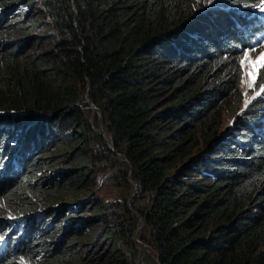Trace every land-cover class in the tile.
Masks as SVG:
<instances>
[{"label":"trees","instance_id":"16d2710c","mask_svg":"<svg viewBox=\"0 0 264 264\" xmlns=\"http://www.w3.org/2000/svg\"><path fill=\"white\" fill-rule=\"evenodd\" d=\"M208 2L43 0L49 35L26 50L17 45L31 34L0 38V220L30 212L36 200L47 206L27 219L30 230L1 242L0 264H264V99L237 118V138L209 127L218 123L220 98L240 101L236 53L264 31L256 8L264 0L212 9ZM22 26L0 22V32ZM78 125L82 131H72ZM51 141L82 147L56 182L45 181L40 157H31ZM233 141L238 147L228 146ZM91 163H113L136 186L143 202L133 208L145 229L137 238L154 262L134 247V219L110 202L95 209L113 226L104 257L67 237L69 220L39 234L50 222V196L86 184ZM130 249L139 254L134 263L122 255Z\"/></svg>","mask_w":264,"mask_h":264},{"label":"rangeland","instance_id":"374dc122","mask_svg":"<svg viewBox=\"0 0 264 264\" xmlns=\"http://www.w3.org/2000/svg\"><path fill=\"white\" fill-rule=\"evenodd\" d=\"M224 3L225 0H209L207 7L210 9H212V7L220 8V6ZM8 5L11 6L6 8ZM256 8H258L259 14L264 15V2L258 4ZM3 10H7V12L6 15H3L0 18L1 24H20L24 26H22V30L19 31L23 34H19V32H9L8 36L6 32H0V38L6 39L5 36H7L9 39H14L17 36L23 37L26 34H31L28 42L24 41L17 45V47H21L23 50L28 49L29 45L32 42H39L38 40H40L44 36V34L49 35L51 33V30H47L48 28H46V26L44 25L46 23L45 21L48 20V17L45 14L43 0H0V12ZM217 10L221 13V16L224 17L225 12L222 9ZM4 11L1 14H3ZM28 17L31 18L28 20ZM204 27L206 28L207 26ZM253 49H255V51H253ZM261 52H264V39L259 47H253L252 49L247 48L237 51L236 57L239 58V62L240 60L245 58L244 53H247L248 60H255ZM246 72L247 62L241 69V77L239 85L237 87V92L240 96L239 103H228V100L231 99L229 97H227V99L225 97L220 98L222 109L221 114L218 118L219 121L217 120L218 123H216V118L211 119L210 121L209 127L212 128L214 127L213 124L216 125L215 129L219 131V134L221 136L229 131L234 137L237 138V131L234 128V125H236L239 120L237 118L244 116V111H246L250 107V104L255 99H264V93L256 95L258 92H261V88H264V79H257L254 87L250 89L245 83V81L248 80ZM252 97H255V99H252ZM246 103L247 107L245 106ZM232 104H234L235 106L229 108V106H231ZM99 114L100 113L96 111L97 117ZM87 117L89 118V122L92 125V129H89L91 130V133H93V130L96 129L95 121L93 122L91 114L87 113ZM98 130H100V127L98 128ZM72 131L80 132L82 130L78 125L77 127L72 126ZM194 140L198 141V144L201 145V138H199L198 133L194 136ZM27 141L28 140H26L24 137V143H27ZM48 145L49 147L47 148H36L37 150L32 153L31 157H35L37 155L40 157L38 166L45 168L46 178L51 177L50 180L45 179V181H61L69 172L64 171V169H72L75 167V164H73L72 162V153H80L82 151V147H80V142L76 143V147L73 148H63L60 147L58 143H53L52 141L48 142ZM228 146H230L231 148L238 147V145H236L234 141L228 144ZM34 147L35 144L33 148ZM1 152L3 154V159H5V151L1 150ZM116 159H120V156L118 155V158ZM106 160L109 163L112 161V159L110 158H106ZM113 166V163H111L110 166L102 164L97 168L102 167L103 170L96 171L97 168H93V164L91 163L85 169L87 179L86 184H78L76 189L70 190L68 191V193L61 192L50 196L49 200L51 201V204L48 207L51 208L48 210L51 211H49V215L46 216V218L50 222H48L49 225L40 224L38 232L39 234L43 232V227L45 228V231H48V233L56 232V229L53 228L54 226L52 227L53 229H50L54 221L57 222L56 220L59 219L63 224L64 221L69 220L71 222V225L66 233L68 234L67 237H76V242L80 240V242L77 243L78 248L87 249L90 256L96 258L100 254H102V256L104 257L111 251L108 231L109 228L113 226H105L101 221L102 213L98 212L95 209L97 208V205L100 203V201L110 202V209L114 210L118 214L125 215L129 218V220L131 218L134 219V224L136 225V227L130 235V238L134 241V247L136 249L140 248L144 252V254L146 253L148 255V257L146 256V262L148 261L149 263H151V260L152 262H154L156 258L153 252L148 249L146 244L140 242L137 238L138 232H144L145 229L142 226V221L139 216H137L136 210L133 208V206H136L137 203H142L143 198L141 197L139 191L136 189V186L133 185V183L129 179H126L125 177L122 178L121 174L116 172L117 167ZM1 175L2 171H0V176ZM123 197L125 198L124 201L121 200L123 199ZM60 201H63V203H65L66 205L58 206L57 203H59ZM34 207L35 208L31 209L30 212L9 217H2L3 220H0V246L2 245L1 242L3 240H6V244L8 245V241L17 237V235H19L21 232L30 230L27 219L31 217L32 219H39L41 214L44 213L45 210H47L46 202H42L41 200H36L34 203ZM19 219L20 221L23 220L24 223L20 229L18 228V230L16 229L17 226L15 222ZM51 219H53V221H51ZM32 222H34V220L31 221L30 224H32ZM35 224L38 226L37 221ZM60 234L61 231L58 233V236ZM122 255L126 256L127 260L129 259L132 261V263H134V257L137 258L139 254L134 253V250L130 249L127 251V254Z\"/></svg>","mask_w":264,"mask_h":264},{"label":"snow or ice","instance_id":"6c2138e0","mask_svg":"<svg viewBox=\"0 0 264 264\" xmlns=\"http://www.w3.org/2000/svg\"><path fill=\"white\" fill-rule=\"evenodd\" d=\"M255 51V49H253ZM244 59L240 60L238 63L237 71H239L245 66L247 62V72L248 80L245 81L248 88H253L257 79H264V52H261L255 60H248V54L244 53ZM264 93V88H261V92H258L256 95ZM255 99V97H252ZM247 107V103L245 105Z\"/></svg>","mask_w":264,"mask_h":264}]
</instances>
